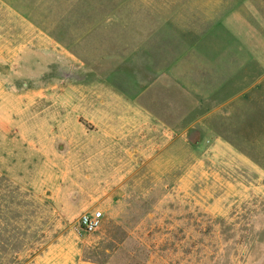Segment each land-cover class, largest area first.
<instances>
[{"label": "rangeland", "instance_id": "rangeland-1", "mask_svg": "<svg viewBox=\"0 0 264 264\" xmlns=\"http://www.w3.org/2000/svg\"><path fill=\"white\" fill-rule=\"evenodd\" d=\"M3 27L0 264H264V0H3Z\"/></svg>", "mask_w": 264, "mask_h": 264}, {"label": "built area", "instance_id": "built-area-1", "mask_svg": "<svg viewBox=\"0 0 264 264\" xmlns=\"http://www.w3.org/2000/svg\"><path fill=\"white\" fill-rule=\"evenodd\" d=\"M101 218L99 210L82 213L78 219V228L84 232H91L99 226Z\"/></svg>", "mask_w": 264, "mask_h": 264}, {"label": "crops", "instance_id": "crops-1", "mask_svg": "<svg viewBox=\"0 0 264 264\" xmlns=\"http://www.w3.org/2000/svg\"><path fill=\"white\" fill-rule=\"evenodd\" d=\"M0 1L3 2V0H0ZM5 31L9 33L10 29L9 28L5 29L4 27L0 28V35L4 36ZM2 40H3V37H2ZM9 60H10V48L7 47L6 43L2 41V43H0V68L4 69L6 67H9L10 66ZM0 80L4 83L5 78H4V74L2 73V71L0 73ZM23 81L26 82V79H23Z\"/></svg>", "mask_w": 264, "mask_h": 264}]
</instances>
